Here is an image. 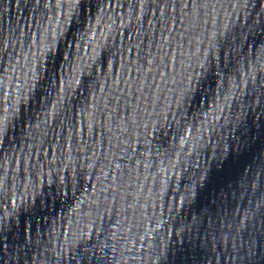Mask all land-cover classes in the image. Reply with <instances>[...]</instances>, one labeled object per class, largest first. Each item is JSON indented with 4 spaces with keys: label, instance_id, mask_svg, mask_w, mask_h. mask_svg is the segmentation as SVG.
<instances>
[{
    "label": "water",
    "instance_id": "95a60500",
    "mask_svg": "<svg viewBox=\"0 0 264 264\" xmlns=\"http://www.w3.org/2000/svg\"><path fill=\"white\" fill-rule=\"evenodd\" d=\"M0 264H264V0H0Z\"/></svg>",
    "mask_w": 264,
    "mask_h": 264
}]
</instances>
